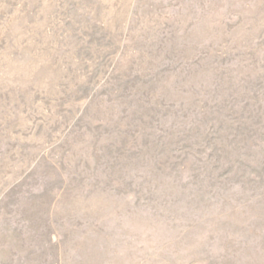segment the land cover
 <instances>
[{"label":"rangeland","instance_id":"rangeland-1","mask_svg":"<svg viewBox=\"0 0 264 264\" xmlns=\"http://www.w3.org/2000/svg\"><path fill=\"white\" fill-rule=\"evenodd\" d=\"M0 264H264V0H0Z\"/></svg>","mask_w":264,"mask_h":264}]
</instances>
